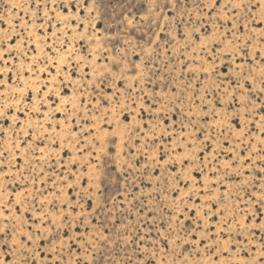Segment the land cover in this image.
Segmentation results:
<instances>
[{
	"label": "rangeland",
	"instance_id": "1",
	"mask_svg": "<svg viewBox=\"0 0 264 264\" xmlns=\"http://www.w3.org/2000/svg\"><path fill=\"white\" fill-rule=\"evenodd\" d=\"M0 264H264V0H0Z\"/></svg>",
	"mask_w": 264,
	"mask_h": 264
}]
</instances>
